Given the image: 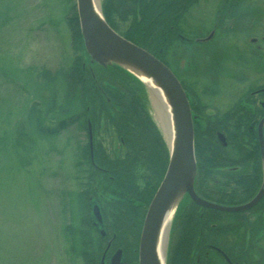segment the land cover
<instances>
[{
    "label": "trees",
    "instance_id": "16d2710c",
    "mask_svg": "<svg viewBox=\"0 0 264 264\" xmlns=\"http://www.w3.org/2000/svg\"><path fill=\"white\" fill-rule=\"evenodd\" d=\"M109 1L112 2V0L101 1V13L105 22L117 33L121 32L125 39L132 40L160 61H166L170 44L165 38L173 21L180 15L179 22L183 14L178 8H173L174 4L180 5V1L129 0L128 2L133 5V10L129 12L132 14L131 26L140 35L137 39L130 33V28L122 30L116 26L119 14L116 11L117 6L112 9L117 16L114 18L115 21H110L111 18L107 17L111 10L108 8ZM122 3L124 2L118 4ZM137 5H141L144 10L141 11L139 20H137ZM149 5H154V8H145ZM119 16L121 17V14ZM120 17L121 21L124 20ZM67 22L77 48L80 53L82 51V56L77 57L65 68L59 67L54 71L43 69L37 73L36 80H39L38 85L45 95L41 96L39 101L29 104L26 122L29 130L35 134L58 135L75 126L79 131H84L87 138V124L93 125L91 117H107L106 121L114 126L118 138L120 137L116 142L118 147L114 144L113 147L106 148L94 139L93 142L91 141V146L87 140L85 145L76 147L79 150L76 149L78 162L75 166H79L81 175H85L84 187L81 184L82 189L71 191L66 195L69 216L67 224L64 225L63 236L68 241L70 255L78 256L85 264H99L105 249L104 247L101 251L100 246L103 241L107 242V239L113 248L122 252L121 264H137V246L145 208L163 176L167 162L165 160L164 164L162 163L163 142L145 112L144 86L117 66L103 67L90 61L83 49L74 2L73 12L67 18ZM185 92L191 99L190 109L195 115L193 93ZM201 110L199 107L196 113L199 117L202 116ZM237 114L235 110H231L218 118L210 119L203 116L209 122V126L205 125L204 128L206 134L202 133L201 127L197 130V122L192 120L196 163L193 188L196 195L202 199L231 204L233 198L227 199V194L221 197L222 199L215 197L217 191L222 190L223 183L217 178L214 169L221 165L241 167L242 173L232 174L235 182L238 183L232 188L233 193L238 194L232 203L247 201L260 185L257 141L255 138H250V131H246L247 123L245 124L242 116ZM233 116H237V119ZM228 120L232 123L227 122ZM211 126L214 129L218 126L234 129V134H229L228 137L231 144L235 143L231 147L241 153L238 158L229 155L214 142ZM139 139L143 142L142 145H139ZM22 140L33 143L32 139L24 135L23 130L15 137L14 144L17 148L29 151L30 147L27 150L21 143ZM137 148H141V154L137 153ZM228 152H231L230 149ZM139 163L141 169L138 167ZM246 168L252 170L251 173L244 171ZM112 174L116 176L113 177ZM93 203L100 210L103 237L95 233L92 225L90 207ZM202 211L205 209L195 205L187 196L183 198L177 207L171 227L172 233L179 224L177 244L185 243V240L182 241L186 235L185 229L181 230L182 219L184 222L188 215L196 212L201 214ZM195 216L198 217L197 214ZM109 249L110 247L105 254H108ZM170 249L175 252L170 253ZM177 251L176 247L168 246L166 264L170 258L176 259L174 255Z\"/></svg>",
    "mask_w": 264,
    "mask_h": 264
},
{
    "label": "rangeland",
    "instance_id": "374dc122",
    "mask_svg": "<svg viewBox=\"0 0 264 264\" xmlns=\"http://www.w3.org/2000/svg\"><path fill=\"white\" fill-rule=\"evenodd\" d=\"M101 1L97 0L100 8ZM216 1H199L197 8L188 10L183 21L190 26L199 21L209 25V8ZM73 2L75 4V0H0V264H85L78 256L70 255L68 241L63 236L69 216L66 195L84 187L85 175H81L82 171L75 163L78 162L76 149L87 141L85 132L72 126L58 135L35 134L26 122L29 104L45 95L36 80L37 73L43 69L65 68L82 54L67 22L73 12ZM240 4L241 11L247 13L241 12L246 27L238 26L241 15L236 13L231 23L234 29L221 39L223 45L216 64L211 50L214 65L209 70L210 76H203L200 71L194 74L196 88L207 102L218 100L224 104L223 97L230 99L235 95L234 77L247 71L241 70L231 57L240 56L250 63L254 58L251 53L264 54V42L257 41L255 46L247 38L252 35V30L257 37H264V0H241ZM246 38L247 42L244 41ZM213 45V42L206 44L210 48ZM262 57L259 62L262 63L261 74H264V55ZM256 74L254 81L259 77V83L263 84L261 74ZM190 75L193 77V74L187 76ZM144 89V109L163 142L164 164L165 160L168 161L167 143L155 118L150 88L144 86ZM188 100L191 102L189 97ZM91 118L93 125L90 129L95 142L106 148L117 146L120 137L114 126L106 121L107 117ZM192 120L199 121L193 114ZM22 130L33 140L32 144L25 140L21 142L27 150L30 147L29 151L14 144L15 137ZM138 142L143 144L140 139ZM166 166L167 162L164 173ZM91 219L98 235L103 225H95L92 214ZM172 222L167 227L164 257L167 256ZM107 242L109 257L108 260L105 257L103 264H111L117 251L108 239ZM107 242L101 243V251Z\"/></svg>",
    "mask_w": 264,
    "mask_h": 264
},
{
    "label": "flooded vegetation",
    "instance_id": "af4514ba",
    "mask_svg": "<svg viewBox=\"0 0 264 264\" xmlns=\"http://www.w3.org/2000/svg\"><path fill=\"white\" fill-rule=\"evenodd\" d=\"M128 1L129 0L109 1L108 8L111 10L109 9L110 13H108L107 17L111 18L110 21H115L114 18L117 16L113 13L115 10L112 9L117 6L118 9L116 11L121 14V17L124 20L121 21L118 14L116 26L120 27L122 30H129L130 28V33L135 39H137L140 35H138V32L132 28V14L129 13L133 10V5ZM179 1L180 5L174 4L173 8H178V11H182L183 14L179 22L178 18L180 15L178 14V18L173 21L174 23L171 24L167 31V37L165 39H167L170 47L166 53L165 63L163 61L161 62L165 64L177 78L183 90L185 89L184 91H190L193 93V110L195 111L193 112L196 117L198 116L196 114L198 108L200 107V109H202V116H198L199 118L197 117L199 121H196V129L198 128L197 130H200L201 127L202 133L206 134L204 128L205 125L207 127L209 126V122H207L204 117H209L210 119L218 118L224 116L227 112H231V110H235L238 113L237 115L242 116L243 122L245 124L247 123L246 131H250V138H255L257 141L260 163V185L254 195H252L247 201L232 203L236 196H238V194H234L232 190V188L238 184L235 182L232 174L236 175L241 171V167L237 165H221L214 169L217 178L223 183L222 190L217 191L218 193L215 197L222 199L221 197H225V194H227V199L229 197L233 198L231 204L215 203L199 198L208 203L223 207L241 206L249 202L264 186V83H259L261 82L259 77L258 80L254 81V78L258 76L256 72H258L259 75L261 74L262 63L259 61L263 58L262 55L264 54H258L257 51H253L258 55L251 53L254 58L250 63L240 56L238 58L236 56L231 57L233 60L235 59V64L239 66L241 70L247 71L239 77H234L235 83H233V90H235V95L230 99H228L227 96L223 97L224 104L218 102V100L214 103L211 100L207 102L202 98L201 91L196 88L194 74H196V71H200L203 76H205V74L210 76L209 70L214 65L211 50L213 49L214 51L216 64L219 60V50L222 49L223 45L221 39L228 36L229 30L232 31L234 29V24L231 23L236 13L241 15L238 26L242 28L246 27L245 22L242 20L243 14L241 13L245 11H241V8H243L240 4L241 0H217L214 6L212 5L209 8V13L211 15L209 19L207 18L209 20V25H207L206 22L199 21L196 25L190 26L188 25V22L183 21V18L188 10L194 9L197 3L201 0ZM119 2L124 3L118 4ZM149 7L154 8V5L145 6V8ZM142 10L143 7L141 5L136 6V11L138 13L137 20L140 19ZM245 14L247 13L245 12ZM245 19L247 20V16ZM227 20H229L227 22L228 24H226ZM230 36L231 38L234 37L232 32H230ZM247 38L249 39V42L255 46L257 45V41L259 42L261 40L260 42H264V37H257L254 30H252L250 38L248 35ZM247 38L244 40L245 42H247ZM126 39L135 44L132 40L128 38ZM210 42L214 43L211 48L206 46V44H210ZM198 46L199 50L197 51ZM149 53L152 54L151 52ZM189 74H193V77L192 75L187 76ZM260 78L262 79V82H264V74H261ZM196 104H198V106ZM233 117L237 119V116ZM262 120L263 122L259 127V123ZM227 122L232 123L231 120H228ZM225 127L227 128V125H225ZM225 127L218 126L215 129L213 126L210 127L214 132V142L220 145L229 155L238 158L241 153L238 149L236 150L231 147L234 146L235 143L231 144L228 137L229 134H234V129H226ZM241 132L243 131L241 130ZM236 133L237 131L235 134ZM259 137L261 138L263 145V154L260 148ZM91 140L93 142V138H91ZM229 144L231 145L229 146ZM229 149L231 152H228ZM137 153L141 154V148H137ZM121 154L124 153L122 152ZM138 167L140 168V163ZM244 171L251 173L252 170L246 168ZM139 181L141 180L139 179ZM194 204L197 205L196 203ZM197 206L205 209V211H202L201 214L196 212L195 214H197L198 217H196L195 214L188 215L186 217L187 221L186 219L184 221L185 223L182 219L181 230L185 229L184 232H186V235H184L182 239V241L185 240L184 244H177L180 233L178 232L179 224L173 229L168 246L169 248L176 247L178 251L174 255L176 259L170 258L168 264H264V191L255 204L240 211H222L199 205ZM170 251V253L175 252L173 249H170Z\"/></svg>",
    "mask_w": 264,
    "mask_h": 264
},
{
    "label": "water",
    "instance_id": "95a60500",
    "mask_svg": "<svg viewBox=\"0 0 264 264\" xmlns=\"http://www.w3.org/2000/svg\"><path fill=\"white\" fill-rule=\"evenodd\" d=\"M75 6L83 49L90 61L103 67L117 66L145 87H149V82H152L163 93L170 107L173 138L171 145L167 144L168 164L147 207L139 236L137 256V264H165L164 252L163 256L158 257L155 249L159 225L166 212L171 214L169 222L172 221L178 205L185 196L199 206L222 211H240L258 201L264 186L249 202L237 207L218 206L197 197L193 189L196 166L192 118L187 95L179 82L161 61L113 31L104 21L100 7L98 3L95 6L94 0H75ZM88 134L90 139L89 124ZM260 148L263 154L261 138ZM91 212L94 224L100 226L101 217L95 204L92 205ZM99 234L103 237V230H100ZM106 249L101 256L100 264H103ZM110 263L121 264L120 250L115 252Z\"/></svg>",
    "mask_w": 264,
    "mask_h": 264
},
{
    "label": "bare ground",
    "instance_id": "6f19581e",
    "mask_svg": "<svg viewBox=\"0 0 264 264\" xmlns=\"http://www.w3.org/2000/svg\"><path fill=\"white\" fill-rule=\"evenodd\" d=\"M95 6L97 5V1L94 0ZM150 95L152 100V105L155 111V118L157 119L164 138L168 145H171L173 138V130L171 123V111L168 103L161 91L152 83L149 82ZM171 214L166 212L163 217L162 223L159 225L158 235H157V243H156V251L158 257L163 256V247L165 246V239L167 233V226L169 224Z\"/></svg>",
    "mask_w": 264,
    "mask_h": 264
}]
</instances>
